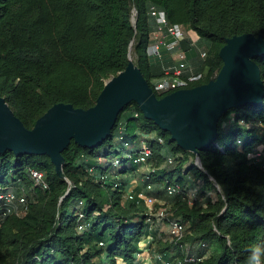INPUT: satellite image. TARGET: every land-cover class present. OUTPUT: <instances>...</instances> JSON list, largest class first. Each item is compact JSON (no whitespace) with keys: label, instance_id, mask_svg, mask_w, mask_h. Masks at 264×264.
Returning a JSON list of instances; mask_svg holds the SVG:
<instances>
[{"label":"trees","instance_id":"trees-1","mask_svg":"<svg viewBox=\"0 0 264 264\" xmlns=\"http://www.w3.org/2000/svg\"><path fill=\"white\" fill-rule=\"evenodd\" d=\"M153 7L200 37L197 45L182 43L190 67L204 74L193 87L216 79L229 38L264 36V0H0V95L30 129L57 103L89 109L105 81L129 65L132 43L135 63L153 87L174 62L168 52L162 58L148 55L158 29ZM256 61L264 80V56ZM256 129L264 134V100L227 110L216 143L200 151V167L187 164L195 154L132 101L99 145L84 148L72 140L63 152L66 179L47 155L0 153V188L34 191L27 194V214L0 224V264H135L151 231L140 189L135 200L126 198L129 178L139 171L129 154L143 140L153 149L150 163L158 167L145 185H154L153 194L166 196L176 174L190 172L215 192L202 191L194 206L172 198L187 228L184 242L209 245L196 264H248L250 252L264 246V166L249 155L263 142ZM170 156L175 166L164 168ZM105 157L109 163L99 172ZM30 169L45 172L50 189L34 188ZM162 237V253L175 247L163 245Z\"/></svg>","mask_w":264,"mask_h":264},{"label":"water","instance_id":"water-1","mask_svg":"<svg viewBox=\"0 0 264 264\" xmlns=\"http://www.w3.org/2000/svg\"><path fill=\"white\" fill-rule=\"evenodd\" d=\"M133 22H137L135 17ZM132 49L133 43L127 68L105 81L93 107L84 109L71 103H57L32 129L0 95V153L47 155L66 179L63 152L72 140L84 148L99 145L113 133L125 107L136 101L148 119L172 134L178 146L195 154L188 164L195 160L202 167L200 151L216 143L222 115L230 108L256 105L264 100L262 70L256 61L264 56L263 35L229 38L220 52L224 65L216 79L163 98L158 97L134 62Z\"/></svg>","mask_w":264,"mask_h":264},{"label":"built area","instance_id":"built-area-1","mask_svg":"<svg viewBox=\"0 0 264 264\" xmlns=\"http://www.w3.org/2000/svg\"><path fill=\"white\" fill-rule=\"evenodd\" d=\"M152 16L156 19L158 28L160 32L164 33V36H169L170 40L167 41L166 38H156L148 47V55L152 57L162 58L166 52L171 55L177 53L173 57L174 62L171 65L165 67L164 74L162 77L153 80V89L155 92H161L170 94L181 89L192 88L195 84L199 83L203 78V73H196L188 63V57L185 50L182 48L183 41L188 39V33L185 30L184 25L182 24H173L170 23L166 11L153 7L151 9ZM202 57H206V52L202 53ZM163 142V140H160ZM126 147H130L129 143H126ZM153 149L150 144L143 140L141 147L138 148L136 154H129V157L132 158L133 162L139 166L140 169L146 170L148 167V172L143 174L146 177V181L152 179V175L158 170V167L150 163V160L153 157ZM250 157L254 160L259 158L262 153L258 148L251 152ZM176 160L173 156L167 158L165 163L166 167L174 166ZM115 165L119 166V160L115 161ZM201 167L200 163H197ZM30 178L33 182L34 188H39L42 190L50 189V184L46 180L45 172L39 169H30ZM128 189L126 192V198L128 200H135V188ZM12 186L1 187L0 188V224L4 223L11 215L23 216L29 211V202L28 197L25 193V189L21 187L16 189ZM154 185L149 182L146 188L139 194V198L143 199L146 206L148 207V222L153 228L154 223H161V220L168 217V207L164 204L157 212H155V205L159 202V197L153 194ZM165 194L169 198L179 197L183 201H187L190 206L197 204L201 191L196 187H188L178 183H169L166 187ZM210 193H207L209 196ZM83 217V214H81ZM157 220V221H156ZM168 235L171 237L172 241L177 247V252L171 257L167 258L166 253L155 251L149 255V260L147 264H196L198 261L203 260L207 254L202 255L200 252L189 253L186 252V245L184 239L186 237V225L181 218L173 216L168 219ZM84 227L80 226V230H83ZM103 245V243H101ZM206 242H199L198 248L203 251L208 248ZM181 252L182 256L179 257L177 254ZM176 258H173L175 257ZM142 257V252L140 251L136 255L137 264H140L139 260ZM124 263V262H123Z\"/></svg>","mask_w":264,"mask_h":264},{"label":"rangeland","instance_id":"rangeland-1","mask_svg":"<svg viewBox=\"0 0 264 264\" xmlns=\"http://www.w3.org/2000/svg\"><path fill=\"white\" fill-rule=\"evenodd\" d=\"M185 30L187 31V33L189 34V32L192 34V35H194V37H196V35L193 33V31L192 30H188L186 27H185ZM195 39H197V37L195 38ZM132 57H133V59H134V62H135V53H134V51H133V49H132ZM254 133H255V135L256 136H258L260 139H262L263 140V142H261L260 144H259V146H258V149L259 150H261V153H262V155L259 157V158H257V159H255V161L256 162H258V163H260V164H262L263 166H264V134L261 132V130H259V129H256V130H254ZM154 136V135H153ZM120 144V143H119ZM121 146H123V145H121ZM120 146V147H121ZM139 147H141V143H139L138 145H137V148H139ZM130 147H128L127 149H129ZM125 152V151H124ZM115 155V154H114ZM194 162H196L195 160H194ZM109 163V159L107 158V157H105V158H103L101 161H100V163H99V172L101 171V170H103V168L107 165ZM189 163V162H188ZM187 163V164H188ZM175 166V165H174ZM148 167H150V166H147L146 167V170H144V169H140L138 172H137V174H133L130 178H129V185H128V189H133L134 187H135V185H137L136 186V188H135V195L137 196V194H138V192H139V190H137V188L138 189H140V192H142L143 191V189H145V185H146V182H145V180H146V177H145V175L143 174L144 172H148ZM164 168H167V169H172V168H168V167H166L165 165L163 166ZM174 168V167H173ZM10 180H12V178H10ZM172 182L173 183H178V184H182V185H184V186H188V187H196V188H199L200 189V191L202 192V191H206V192H208V193H210L212 196H215V192L214 191H211L210 189H209V187L208 186H206V185H204V182L202 181V180H198V179H196L195 178V176H194V174H193V172H190L189 174H180V173H177L176 174V176L172 179ZM14 188H16L17 190L18 189H20V191L22 190L21 189V187H19L18 186V188L17 187H14ZM24 189H25V193H26V195L27 194H30L31 196H33L34 195V191H33V189L32 188H29L28 190L25 188V187H23ZM15 189V190H16ZM127 189V190H128ZM139 192V193H140ZM164 204H166L167 205V207H168V211H167V213H168V217L167 218H165V219H163V220H161V223H160V225L157 223V222H155L154 223V226H157L158 228H159V230H161L162 228H164V229H166V230H168V224H169V220L168 219H170V218H172L173 216H176V214H175V211H174V204H175V200L174 199H172V198H169V197H167V196H165L164 194H161V196H160V198H159V202L155 205V212H157L161 207H163L164 206ZM144 209H145V213H148V207L146 206V204L144 205V207H143ZM157 221V220H156ZM146 229H147V227H146ZM166 233V234H165ZM162 234H163V237H162V244L163 245H170L173 241H172V239H171V237L168 235V231H166V232H162ZM161 237V234H158L157 235V238H160ZM158 245H159V247H161V245L159 244V242H158ZM185 245H186V252H191V253H195V252H200L201 254L202 253H204V252H202V250L200 251L199 250V248H198V243H192V242H185ZM174 246H176L175 244H174ZM156 251L157 252H161L160 250H159V248H158V246H157V248H156ZM205 251V250H204ZM177 252V247H172L171 249H169V250H166V252L165 253H167L168 254V256H167V258L168 259H171V257L175 254ZM211 251H208L207 253L209 254ZM121 264H124L122 261H121ZM158 264H161L160 262H158Z\"/></svg>","mask_w":264,"mask_h":264},{"label":"crops","instance_id":"crops-1","mask_svg":"<svg viewBox=\"0 0 264 264\" xmlns=\"http://www.w3.org/2000/svg\"><path fill=\"white\" fill-rule=\"evenodd\" d=\"M193 33L196 35L197 39H195L196 37H194V35H192L190 32L188 34V40H191V44L192 45H197L200 41V37L193 31ZM164 33L160 32L159 28L156 30V32L153 34L152 36V40H155L156 38H166L167 41L170 40L169 36H164ZM183 48V47H182ZM174 57L177 55V53H173L172 54ZM160 225V223H158ZM168 230L162 228L161 230H159V228L157 226H153V228H151L150 234L148 237H146L141 245H140V251L142 252V257L140 258L139 262L140 264H147L148 260H149V255H151L152 253H154L156 251V248L158 246V239L157 235L161 234L162 237V232H166ZM160 237V238H161ZM166 255L168 256V254L166 253ZM126 264V263H124ZM135 264H137V262H135Z\"/></svg>","mask_w":264,"mask_h":264},{"label":"clouds","instance_id":"clouds-1","mask_svg":"<svg viewBox=\"0 0 264 264\" xmlns=\"http://www.w3.org/2000/svg\"><path fill=\"white\" fill-rule=\"evenodd\" d=\"M262 256H264V246H256L249 254L248 264H264Z\"/></svg>","mask_w":264,"mask_h":264}]
</instances>
